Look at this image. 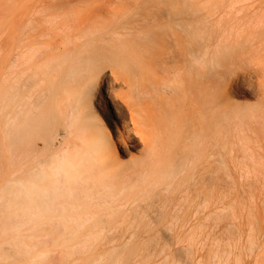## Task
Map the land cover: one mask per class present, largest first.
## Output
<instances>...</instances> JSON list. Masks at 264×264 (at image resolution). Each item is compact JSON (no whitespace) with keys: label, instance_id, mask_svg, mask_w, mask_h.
I'll return each mask as SVG.
<instances>
[{"label":"bare ground","instance_id":"1","mask_svg":"<svg viewBox=\"0 0 264 264\" xmlns=\"http://www.w3.org/2000/svg\"><path fill=\"white\" fill-rule=\"evenodd\" d=\"M243 3L22 0L8 10L0 264H138L157 243L187 245V261L206 230H235L233 122L253 110L235 104L224 61L264 25V9ZM218 249L209 255L225 264L235 254Z\"/></svg>","mask_w":264,"mask_h":264},{"label":"rangeland","instance_id":"2","mask_svg":"<svg viewBox=\"0 0 264 264\" xmlns=\"http://www.w3.org/2000/svg\"><path fill=\"white\" fill-rule=\"evenodd\" d=\"M200 1L213 2V4H215L217 1H220V0H200ZM21 2H22V0H0V86L2 85V83L4 81L3 80L4 75H5L4 69L6 67L5 65H6V49H7V47H6V44L4 41L5 40V36H4L5 34L4 33L6 30L7 13H8V10L16 7ZM245 2L246 3H243V4H246V6L253 2L250 7H252L253 4L256 2L254 4L255 6H253L255 8L252 7L251 10L248 11L249 13H256V15H257L264 9V0H245ZM210 4H212V3H210ZM248 7H249V5H248ZM258 7H259V11L256 10ZM252 10H254L255 12H253ZM257 16H258V18H259V16L260 17L264 16V13H261V15L259 14ZM261 19H262V17H261ZM263 20L264 19H262V22H263ZM263 23H261V24H263ZM226 24H228V23L223 22L222 24L220 23L216 27V33L219 32L217 38L224 35L223 33H225L224 31H225L226 27L228 26ZM253 25H251L250 27L249 26L247 27V28H250V31H248V32L252 33V31H253L252 28L256 24L254 26ZM261 26H263V27L261 28ZM245 29H246V27H245ZM251 29H252V31H251ZM256 29H258V30H256ZM261 31L264 34V25H260L259 27L254 29V31H253L254 33H252V34H254L253 38H255V37H257V38H255L256 41L254 42L252 47L248 46L247 48H245L244 46L243 47L240 46V47H238V49H235V51H233L232 54L229 55V58H227V60L224 61L225 65L227 66V68L229 70L228 74H229V78L231 79V83H232L231 93H232V97H233L235 104H239L242 107L249 106L253 110V112L251 111V114L254 113L253 116H251V114H248L249 112L246 111V113L244 112V114L246 116H244V114H243L239 118L234 120V122H233V124L235 123L234 126L236 127V129L238 128L237 125L239 126V129H241L240 127L242 126L241 133H240L239 129H237V130L235 129V131L233 130V133L235 132V134H233V138L237 137L233 141L235 143V145H233V147H234L233 148L234 149L233 150V160L231 163V168H232V172H233L232 200H233V204L235 207L234 210H235V214H236V218L233 220V222L235 223V226H234L235 230L229 229L228 232H226L227 230L225 231L221 227H218V229L213 230L212 232L209 229L206 230V233L204 232L202 239L206 240V241L204 240V242H205L204 244L206 247L207 246L208 247L206 249H205V246L201 247L200 245H201V243H203V242H201L202 239L198 240V242L196 244H194L195 246L192 245L193 246L192 247L193 248L192 253H191L192 255L190 257H187V261H186V257L184 258V256H183L185 254L183 250L186 249L185 247L187 245L161 244L163 246L162 247V246H160V243H157V244H152V245H149L148 247H146V248H148V252L150 254V256H148L149 261L145 260L144 259L145 257L143 258L141 256L140 258L135 259L134 262L138 263L139 261L142 260V262H139L138 264H163V263L164 264H167V263L168 264H171V263L172 264H183V263L184 264H189V263L198 264V262L201 261L203 264L204 263L205 264H214V262H216V264H219L220 262H221V264H225L224 262L222 263V261L219 262V261L215 260V258L210 257L211 253H213L215 250H217L221 246L220 247L221 251L218 249L220 251V256H221V254L222 255L224 254V253H222V251H226L225 253L228 252L230 254L232 252H235V254L237 255L236 256L234 253H232V256L228 254L230 257L228 256L229 262H226V264L227 263L238 264V262L240 264H256V263L258 264V261L259 262L261 261L259 264H264V245H262V244H264V242H263V240H264V143H262V141L264 142V140H263L264 139V124H263L264 123L263 122L264 121V118H263L264 113L259 116L260 112L262 113L264 111V109H263L264 108V96H263L264 95V91H263L264 90V58H263L264 57V42H263L264 35L263 34H262L263 36L261 35ZM214 40L216 41V39H214ZM259 41L261 42V46H258V45H260ZM257 46L260 48H258ZM254 47L255 48L257 47L260 52L257 51V48L255 50ZM254 51H256V52L254 53ZM261 51H263V54H261L262 53ZM256 56H258V57L254 58ZM251 105H253V106H251ZM257 106H259V107H257ZM258 108H259V110H258ZM261 109H263V111ZM257 114H258L259 118L260 117L262 118V119L260 118L261 121L255 119V116H257ZM243 116H244V120H243ZM258 116L256 118H258ZM250 117H252V118H250ZM252 119L255 121H253ZM237 120H239V121H237ZM258 121L261 123H259ZM239 122H240V124H238ZM253 123H255V124H253ZM244 124L247 125L248 128H250V129L246 128L247 126H245ZM249 126H251V127H249ZM245 130H247V131H245ZM248 130H251L252 132L255 131L256 134L255 133L254 134L256 136L255 135L253 136V133H251ZM236 131H237V135H236ZM249 133H250V135H249ZM238 134L240 135V138H238V136H239ZM241 134L243 136L247 137V138L244 137L245 143L243 142V139H242L243 136ZM2 136H3V133H2V114L0 113V158L3 156L2 149H1ZM250 138L251 139L253 138V140H255V142L257 141L256 147H255V143L252 144L253 140H251ZM237 140H241L243 143L240 141L238 142ZM247 140H249V142L250 141L252 142V143L250 142V147H248V148H247V145L249 144V142ZM246 141H247V144H246ZM258 141H260V142H258ZM238 143L239 144L242 143V144L238 145ZM243 144H245V145H243ZM241 145H243V147ZM244 147L246 148V150H243ZM37 148L39 150H41L43 148V144L41 142H39ZM249 153H251V154H249ZM247 154H248V159L250 158L249 157L250 155H252V156L254 155V157L251 156V158L249 160H246L247 157H245L246 161L245 160L243 161V159H244L243 156L247 155ZM252 158L254 161L252 160ZM3 162H4V159H3ZM1 170L4 173V164L1 167ZM247 171H248V173H247ZM0 175H1V172H0ZM2 178H3V176H2ZM2 178L0 177V179H2ZM251 215H254V218H255L254 221L252 220V218H251L252 221L250 220L249 216H251ZM234 227L232 229H234ZM209 232H211L210 233L211 236H210V234H209V236L207 235V233H209ZM212 233H213V236L217 237L216 240L212 239V237H213ZM227 234L228 235L232 234V236H228ZM235 234H237V235H235ZM206 235L208 236V238ZM238 235L240 236L239 239L237 238ZM249 235H250V237H249ZM211 240H212V242L210 243ZM248 240H249V242H248ZM244 241L246 243H243ZM251 241L255 242L256 245L259 244L257 247L255 246L253 248V251L251 249V247H252V245L250 243ZM199 242H200V244H199ZM261 242H262V244H261ZM206 243H207V245H206ZM213 243H214V245H213ZM216 243H217V245H215ZM231 244H232V246H230ZM244 244H245V247L243 246ZM226 245H228V246H226ZM234 245H235L236 249L234 248ZM216 246H217V249H216ZM224 246L227 248L224 249ZM259 246H260L261 250L258 251ZM213 247H214V250H213ZM222 247H223V250H222ZM197 248L201 249V250L199 251ZM244 248H246V250L248 248L247 251L249 252V250H251L252 252L250 251L249 254H248V252H243L245 250ZM164 249H166V250L164 251ZM234 249H235V251H234ZM240 250L242 252V255H241V252H239ZM151 252H153V254ZM162 252L163 253L165 252V253L163 254ZM209 252H210V255H209ZM260 252H261V254H260ZM161 253H162V255H161ZM194 253H195V255H194ZM238 253H239V256H238ZM252 253H253V255H252ZM257 253L260 255V258L262 257L263 260H261L260 258H256V259L254 258L255 260H258L256 262L254 259H252L253 257L259 256V255H257ZM234 255L236 258L234 257ZM249 255H252L251 258H249L250 257ZM207 256H209V257H207ZM191 257L192 258L194 257V258L191 259ZM222 257L224 260L226 255L224 254ZM238 257L239 258L241 257L239 259L241 261L237 260L238 262L235 261L236 263H234V260H236ZM148 258L146 257V259H148ZM173 258H174V260H173ZM190 259L192 261H190ZM207 259L209 261H207ZM165 260H167V261H165ZM242 260H245V262L246 261L247 262L245 263ZM144 261L145 262L147 261V262L144 263Z\"/></svg>","mask_w":264,"mask_h":264}]
</instances>
